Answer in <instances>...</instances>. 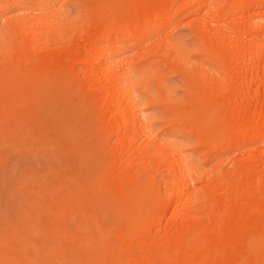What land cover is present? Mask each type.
Here are the masks:
<instances>
[{"label":"bare ground","instance_id":"bare-ground-1","mask_svg":"<svg viewBox=\"0 0 264 264\" xmlns=\"http://www.w3.org/2000/svg\"><path fill=\"white\" fill-rule=\"evenodd\" d=\"M80 2L70 19L62 0H0V165L34 142L62 168L11 171L0 264H264V0Z\"/></svg>","mask_w":264,"mask_h":264},{"label":"rangeland","instance_id":"rangeland-1","mask_svg":"<svg viewBox=\"0 0 264 264\" xmlns=\"http://www.w3.org/2000/svg\"><path fill=\"white\" fill-rule=\"evenodd\" d=\"M62 3L64 4V8L63 9L65 10V14H67V18H70V19L71 18H76L79 15L83 14V12L85 11L84 5H83V3L80 2V0H62ZM1 28H4V27L1 25ZM174 28H176V29H174ZM174 28H173V30H174V32H176L175 33V38L179 41V43L182 45V47L185 50H187L189 52V54H190V52L193 51L194 46H193L192 36L190 35L189 30L187 28L181 27L179 25L176 26V27H174ZM129 54H131V52L126 51L125 55L127 56ZM167 81H168L167 86L171 90L172 98L175 99V100H177V101L186 102L187 96L184 93V90L185 89H184V85L181 82V80L179 78L175 77L174 75H169L168 78H167ZM149 85H150V87L152 89L153 97L154 98H157V91L154 89L153 84H149ZM141 100L143 101V103H145V100L144 99L141 98ZM63 102H64L63 101V91L61 89H59V88H55V90H53L51 92V107L53 108V109L51 108L52 111H53V112L51 111L52 114L49 115V117H51V122H52V120H56V118L58 117V115L60 113V110L63 111V108H62ZM69 106H71V105H69ZM146 115H147V117H148V119H149V121L151 123V128H150L151 132L156 133V132H158L160 130H164L165 129L166 126L164 125V122L167 119V115L162 110L161 107H159L157 105V106L151 108L150 110H148V112L146 113ZM53 122H55V121H53ZM80 128H82V126H80ZM80 128H77V131L80 130ZM168 139L171 140V141H174L176 143H179V144L188 145V147H189V150H188V153H187L188 156L191 159L196 160L197 163H198V165L201 166V169L203 171H205V170H207V169L210 168V166H211V164L213 162L209 166H203L202 165L203 160H202V156H201L202 153H194V150L191 147L192 146V143H190V141L187 138L184 139L180 134L175 135V136H173L172 134H170L168 136ZM30 141H31V139H30ZM32 141H34V140H32ZM30 145L31 146L34 145V147L32 149H35V151L32 150V149H30L31 148V146H30V147H28L29 151L26 152L25 154H23L21 151L18 150L19 149L18 146H20L18 144V145H14L13 146V147H15L14 148L15 149L14 150L15 152L10 151V149H12L13 147L12 148L11 147L10 148H7L8 150L7 151L5 150V152H4L5 153L4 154L5 155V159L4 160H6V159L7 160L4 163L1 162V165H3V166L0 165V168L3 167V169H1L3 172H5L4 167L6 168V166L10 167L11 170L8 169V167H7L6 169L7 170H10V171H7L6 170V173H4V174L2 173V171H0L1 174H3V175L0 174V176H1L0 177V180L2 178V180H1L2 181V184L4 182L3 185H1V183H0V199L2 201V203H0V204L3 205V203H5L4 206H7L6 208H8V209H10V205L13 206L12 201L14 202V199H15V202L14 203L17 204V202H19V200L17 198L18 196L17 197L16 196L15 197L14 196L13 197L11 196V194L12 195H15V193H16L15 191L18 188L17 187L16 189H14L16 187V184L15 183H17V182H14V180H17L19 178L18 176H21L20 174L19 175L16 174V171L13 170V169H15V166H19L17 164L24 163L21 166L28 167V170H29V167L32 168V169H35L39 173L38 174V178H40L39 175L41 176L43 174H46L47 172H51V169H52L51 167H54L55 168L54 169L55 171L56 170L57 171H60V170L62 171V168L60 167L61 160H60V162L58 164L59 159L56 158V156H57V150L55 151V150H52V148L49 149L46 146H43V145L41 146L40 143H39V145L42 147V149L44 147L45 151H47V152H45L44 150H42V153H38L37 154L36 153L38 151L37 148H40V147L37 146L36 143H34V142H33V144L31 143ZM36 149H37V151H36ZM48 150L50 151V154L53 156L52 158L54 159V161H52L53 159H48V157H49L48 154H47L49 152ZM40 151H41V149H40ZM52 152H54L55 155H53ZM19 154L20 155H23V157L25 155V156H27V158L29 156L30 159H24L25 157L23 158ZM26 154H28V155H26ZM45 154H46V156H45ZM36 156H39V157L37 158ZM54 156H55V158H54ZM9 162H11V163L8 164ZM68 163L73 165V162H70L69 161ZM12 165H14V167ZM26 167H24V168H26ZM32 169H30V170H32ZM54 170L52 171L53 174L55 172ZM11 171H12V173H13V171H15L13 173V175H18V176H15L14 177L13 175H11L12 174ZM47 175H49V173ZM43 176H46V175H43ZM3 177H5V178H3ZM16 177H18V178L16 179ZM7 179H11V180H7ZM12 179H13V182H12ZM12 183H14V185ZM11 185L12 186H15V187L13 188V187H11ZM12 189H14V190H12ZM8 196H10V197H8ZM7 200H8V202H10L12 204L7 205L6 204ZM16 200H17V202H16ZM14 208H15L14 206H13V208L11 207V212H10L12 219H14L13 218L14 217V215H13V211L14 210H12Z\"/></svg>","mask_w":264,"mask_h":264}]
</instances>
